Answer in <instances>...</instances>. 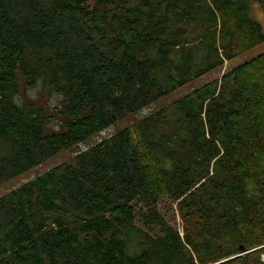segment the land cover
Listing matches in <instances>:
<instances>
[{
    "label": "trees",
    "instance_id": "obj_1",
    "mask_svg": "<svg viewBox=\"0 0 264 264\" xmlns=\"http://www.w3.org/2000/svg\"><path fill=\"white\" fill-rule=\"evenodd\" d=\"M251 1L0 0V186L264 42ZM263 255L264 52L0 197V264Z\"/></svg>",
    "mask_w": 264,
    "mask_h": 264
},
{
    "label": "rangeland",
    "instance_id": "obj_2",
    "mask_svg": "<svg viewBox=\"0 0 264 264\" xmlns=\"http://www.w3.org/2000/svg\"><path fill=\"white\" fill-rule=\"evenodd\" d=\"M249 7H250V12H251L252 17L262 26V30L264 32V12L261 10L260 6L256 4L254 1L250 2ZM263 52H264V42L240 54L232 61L226 62L225 65L221 69L211 72L207 74L206 76H204L203 78H201L200 80L194 81L193 83L179 89L177 92L139 111L137 114L131 116L127 120L121 121L115 126L102 131L101 133L97 134L96 136L92 137L91 139L82 143L81 145L75 148H72V149L61 151L54 157L50 158L49 160L39 165L38 167L34 168L33 170L27 172L26 174L2 184L0 186V197L10 192L11 190L19 187L20 185L32 180L36 176L42 175L46 171L56 166H59L62 163L70 162L74 158V156L77 155L80 151L90 148L91 146L99 143L100 141L110 137L111 135H113L115 132L119 130H122L128 126L134 125L135 123L140 121L145 116H148L151 113H153L155 110H158L166 105H169L175 99L185 94H188L189 92L195 90L196 88L204 85L207 82L220 78L226 71L230 70L233 67H237L246 61L251 60L252 58L258 56L259 54ZM40 92H42V88L40 85H38L37 87H34V88L23 89L21 96H22V99H26L28 101L32 99H37L39 103H41L42 105H45L47 109L49 110H52L53 106L59 103L60 99L58 97L52 96L50 98H46V94L41 95ZM173 207L175 208V205ZM160 208L162 212L166 215L167 219L172 224L176 225L182 230L183 222L181 218L179 217L176 209L174 211L168 208V204L166 201L160 204Z\"/></svg>",
    "mask_w": 264,
    "mask_h": 264
},
{
    "label": "built area",
    "instance_id": "obj_3",
    "mask_svg": "<svg viewBox=\"0 0 264 264\" xmlns=\"http://www.w3.org/2000/svg\"><path fill=\"white\" fill-rule=\"evenodd\" d=\"M262 260H263V262H264V255L262 256Z\"/></svg>",
    "mask_w": 264,
    "mask_h": 264
}]
</instances>
